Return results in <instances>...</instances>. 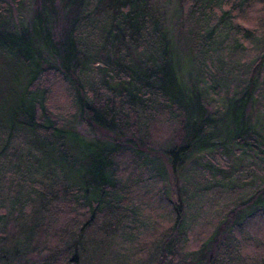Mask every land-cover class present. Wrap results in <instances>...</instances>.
Here are the masks:
<instances>
[{"label": "trees", "instance_id": "obj_1", "mask_svg": "<svg viewBox=\"0 0 264 264\" xmlns=\"http://www.w3.org/2000/svg\"><path fill=\"white\" fill-rule=\"evenodd\" d=\"M259 4L264 28V0H0V264L59 224L71 226L61 264H101L98 250L107 256L116 238L131 242V224L145 225L135 204L144 198L167 201L154 250L164 264H264V133L253 111L264 29L240 19ZM61 85L65 113L51 105ZM213 154L225 165H202ZM194 165L206 172L201 192L228 203L189 250ZM121 212L130 221L95 240ZM113 250L111 262H129Z\"/></svg>", "mask_w": 264, "mask_h": 264}, {"label": "rangeland", "instance_id": "obj_2", "mask_svg": "<svg viewBox=\"0 0 264 264\" xmlns=\"http://www.w3.org/2000/svg\"><path fill=\"white\" fill-rule=\"evenodd\" d=\"M262 4L259 5H252L251 8L245 9V11L241 14L240 19L243 21L244 25L248 27L249 29L252 30H257V32L262 33V29L260 28L263 25L260 24V21L258 18L261 15L262 11ZM249 54V53H248ZM250 56L247 55L243 61L245 63L250 61ZM243 83V82H240ZM238 84V82L236 83ZM234 85V81L230 82V88L227 91V93L232 96L234 95V89L232 88ZM236 88V87H235ZM53 98L51 100V105L54 107H57L59 110L64 111H69V105H68V98L64 92V85H61L60 87L54 89L53 91ZM254 115L255 116H260L261 118V126H262V132L264 133V91L261 92V94L258 97L257 104L254 108ZM80 131H84L85 129L83 127L79 128ZM169 132L165 133L161 138L163 141H169ZM151 142H154V140H151ZM158 143H162L158 141ZM206 159L202 160V165L205 163H209L210 165H215L218 164L219 166L225 165L224 161L225 159L222 157L220 158V155L218 154H213V155H207L205 157ZM190 167V165L188 166ZM125 167H122V170H124ZM201 165H194L192 167V171H195L197 179V183L199 184L198 186H193V192L197 194L196 196L191 197L190 202L194 201L192 207L195 209H192L195 211V214L197 215L195 219L191 222V226L189 229V240L187 242L186 248L189 250H194L196 247H199V244L201 243V240L203 241L204 237L211 232L212 228L216 225L217 221L220 219L219 215L220 213L225 212V205L228 203V199L224 195H219L216 192L213 194L210 193H202V184H204L206 180V172L200 170ZM201 192V193H200ZM200 193V194H198ZM215 196V197H212ZM196 197V200H192V198ZM200 197V198H199ZM166 202L163 199V202H159L158 200L154 199H147L144 198L143 202H139L136 200L135 204L136 206L138 205L141 208V214L138 216V218H144L147 221L145 222V225L140 224V220L138 223L135 225L131 224V231L133 232L132 235V240L130 243H124L119 241V239L116 238V240H113L111 244L109 245L111 248L108 246L104 247V253H107L108 255L105 256L101 250H98L96 253L97 260H100L101 264H114L109 260L110 256L112 258V253H113V258H114V250H119V254L122 256V254H126L129 257V262L127 264H133V257L137 258L140 257L142 258V264H159L163 263L164 264V253L161 254L160 251L155 253V248L156 245L159 243L164 244V232L166 229L169 228L170 224V219H169V213H168V207H166ZM134 204V203H133ZM134 204V205H135ZM122 213V212H121ZM120 213L119 217L118 214H113L107 217L105 219L106 226L101 229V232H95L93 233V236L95 240L98 239L97 236H101L102 238H106L112 231H114V226L117 224L119 221L121 222H129L130 220L124 219V214L122 215ZM146 213V214H145ZM48 215V219H52L53 216ZM127 215V214H126ZM70 224L73 222V219L75 218L72 214H70ZM69 219L65 220V218H59L58 223H66L69 221ZM57 223V224H58ZM59 225H61L59 228H57ZM56 225V236H50L49 239L47 240L43 236L46 234H43V236L35 242L32 246L33 251L24 255L22 259L16 260V261H11L8 264H61L59 259L57 260V254L61 251L59 249L62 247L61 244L63 245V241H65V238L63 237L66 233H68V230L71 231V226L70 227H65L62 224ZM129 226V225H128ZM142 226V227H141ZM128 228V227H127ZM130 229V228H129ZM50 227L46 226L45 227V232H49ZM117 232L120 231V228H117ZM264 231V230H263ZM260 231L258 234L261 236H264V232ZM49 233H54L53 231ZM91 236V237H93ZM90 238V237H89ZM118 244H117V243ZM61 246V247H60ZM66 245L63 247L65 248ZM176 246H180L177 244ZM181 247V246H180ZM246 248V251H243L244 254L247 253V256L249 258H255L258 255V252L256 250H253L249 246L243 245V249ZM63 248V249H64ZM125 248V249H124ZM91 251L92 249H97L94 246V243H91L90 246ZM178 249V248H177ZM113 250V252H112ZM53 260V262H52ZM110 261V262H109ZM86 264V263H85ZM87 264H92L91 262H88ZM135 264H141L139 260L135 262Z\"/></svg>", "mask_w": 264, "mask_h": 264}]
</instances>
